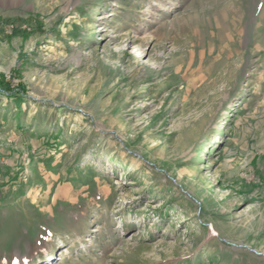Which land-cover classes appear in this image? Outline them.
Here are the masks:
<instances>
[{"label":"rangeland","instance_id":"obj_1","mask_svg":"<svg viewBox=\"0 0 264 264\" xmlns=\"http://www.w3.org/2000/svg\"><path fill=\"white\" fill-rule=\"evenodd\" d=\"M0 77V264H264V0H0Z\"/></svg>","mask_w":264,"mask_h":264},{"label":"trees","instance_id":"obj_2","mask_svg":"<svg viewBox=\"0 0 264 264\" xmlns=\"http://www.w3.org/2000/svg\"><path fill=\"white\" fill-rule=\"evenodd\" d=\"M2 84H1V77H0V86H1ZM3 86V85H2ZM3 89H6V90H10V88H9V86H4V87H2ZM21 100L20 99H18L17 100V102H20Z\"/></svg>","mask_w":264,"mask_h":264},{"label":"water","instance_id":"obj_3","mask_svg":"<svg viewBox=\"0 0 264 264\" xmlns=\"http://www.w3.org/2000/svg\"><path fill=\"white\" fill-rule=\"evenodd\" d=\"M207 226L209 227V229H210V225L209 224H207ZM257 254H259L258 252H256Z\"/></svg>","mask_w":264,"mask_h":264}]
</instances>
